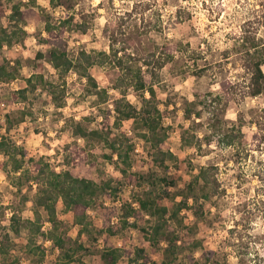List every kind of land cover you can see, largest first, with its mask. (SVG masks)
I'll return each mask as SVG.
<instances>
[{"label": "rangeland", "instance_id": "obj_1", "mask_svg": "<svg viewBox=\"0 0 264 264\" xmlns=\"http://www.w3.org/2000/svg\"><path fill=\"white\" fill-rule=\"evenodd\" d=\"M20 0H0V23L10 27L7 14L10 5ZM27 1V0H21ZM62 0V6L54 9L49 0H36L40 7L52 13V20L72 14L73 23L83 22L85 29L71 25L64 28L69 55L81 48L102 50L109 48L108 31H119V43L125 45L118 55L127 54L137 48L138 55L146 59L151 53L171 51L160 67L155 66L158 80L157 103L163 124L167 128L164 148H169L175 160H166L167 166L155 164L150 156L148 144L132 132L133 122L124 121L122 127L131 133L133 149L130 151V171L138 181L122 176L114 160L104 156L108 148L97 143L93 159L85 160L96 181L113 177L116 191L112 194L99 193L98 200L115 206L112 221H118L123 201L137 203L136 196L150 192H174L186 189L188 181L202 164L214 165L218 181L217 193L200 198L190 207L181 210L185 219L194 216L195 209L202 211L200 226L193 232L183 229V237L200 238V246L179 247L176 264H262L264 254V91L251 95L248 91L251 70L247 66L246 52L241 45L243 33L264 36L262 17L264 0ZM148 1V3H146ZM135 7V9H134ZM131 10L129 14L127 11ZM161 23V28L140 32L141 14ZM25 34L12 45H3V54L10 67L18 68L16 77L0 80V131L8 139L27 150L24 165L29 172L21 178L19 189L13 184L15 175L0 165V238L8 234L7 244L13 264H34L37 253L28 250L29 231L21 227L18 233L9 228V216L15 211L21 218L34 217L33 198L40 186L33 178L36 169L33 161L47 163L50 168L60 170L70 167L64 162L66 153L84 145L82 136L72 131V119H82L88 127L100 125L104 111L113 119V96L120 95L114 86L117 68L108 64L94 63L89 71L99 86L108 90V98L95 102L94 93H85L86 79L73 70L64 76V103L56 106L44 87L28 88L26 97L12 96L17 89L26 85L25 77L40 69L45 76L57 80V71L45 56L41 37L46 35L43 19L35 26L25 25ZM141 61L143 58H140ZM155 65V64H154ZM264 72V63L262 64ZM126 98L137 108L141 99L129 86ZM148 95V93H146ZM190 108L191 116H184ZM25 115L17 122L19 110ZM196 111H200L199 114ZM9 113L11 121H7ZM88 117V118H85ZM11 126L6 128V124ZM238 129V130H237ZM236 133L227 143L225 133ZM194 134L198 137L191 144L182 142L181 136ZM239 133V134H238ZM241 135V136H239ZM199 145V146H198ZM116 156L114 155L113 158ZM6 155L0 151V162ZM75 166V165H74ZM78 166V165H77ZM76 167V166H75ZM80 174L82 171L79 172ZM166 178L167 180H164ZM179 197V196H178ZM60 220L59 230L66 246L76 248V256L89 264H96V248L101 247L102 238L96 236L100 224L94 209L87 208L88 217L94 227L91 233L80 231L71 210L65 208L61 198L56 203ZM40 228L47 230L51 223L43 207H39ZM135 225H126L118 233L121 247L134 249L143 247V255L161 259L160 247L153 249L145 238L142 227L148 226L152 218L140 213L130 218ZM179 231L181 227L176 226ZM37 242L44 249L42 264H53L59 252L52 241L39 234ZM180 243V240H179ZM182 244V243H181ZM213 253L209 254L208 250ZM132 251V250H131ZM131 257L135 256L132 251ZM130 256H121L120 264H127ZM141 260V258H139ZM70 264H79L78 260ZM147 264H150L148 262Z\"/></svg>", "mask_w": 264, "mask_h": 264}, {"label": "trees", "instance_id": "obj_2", "mask_svg": "<svg viewBox=\"0 0 264 264\" xmlns=\"http://www.w3.org/2000/svg\"><path fill=\"white\" fill-rule=\"evenodd\" d=\"M138 2L136 0L134 5L136 6ZM49 3L54 9L63 5L62 0H49ZM127 12L129 14L132 13L131 10ZM3 13L4 10L0 8V14L2 15ZM52 16V13L44 7H40L36 0H20L10 5L7 17L11 26L8 27L0 23L1 81L16 77L18 71L16 66L10 67L8 65L9 61L2 51L3 45L10 46L13 42L19 41L26 32L25 25L35 26L42 19L46 35L41 37L40 42L44 44L46 50L37 51L36 54L46 57L57 71L58 77L57 80L51 79L38 69L25 77L26 85L14 91L12 96L16 97L18 93L20 97L25 98L28 88L44 87L48 90L52 102L56 106H62L65 92L64 76L69 70H73L81 77H85L86 81L83 85L85 93H94L96 95L95 102H103L108 98L109 94L105 87L98 85L95 77L89 71V67L94 63L108 64L117 68L118 72L115 76L114 86L120 90V95L113 96V109L116 112L113 119L109 117V111H104L101 123L97 127H88L86 123L82 122V119H72V131L82 136L85 141L84 145L75 149L73 153H66L64 162L70 163L73 161V165L56 170L50 168L47 163L41 164L40 161H33L36 171L32 178L40 184L33 198L35 205L34 217L21 218L15 211H12L9 216V228L14 233H18L21 227L28 229V250L37 253V260L34 264H42L43 259L44 249L42 244L38 243L36 239L39 234L48 237L59 249L53 264H70L74 260H78L79 264H89L76 256L75 247L64 244V239L59 230L60 220L55 207L57 199L61 198L65 208L73 213L74 220L80 226L81 232L91 233L94 228L92 227L94 226L92 220L88 217L87 208L91 206L94 209V216L99 219L100 223L96 227L95 238L101 237L103 244L101 247L96 248V264H120L118 259L124 255L130 256L132 251L135 252V256H130L127 264H147L148 262L150 264H176L175 258L179 247L192 248L202 244L200 238L190 237V239H186L182 235L184 228L188 232H193L200 226L199 220L203 218L202 211L195 209L194 216L190 219H185L181 210L190 207L189 198H192L193 202L197 203L200 198H207L211 194L217 193L219 183L215 170H211L214 165H200L198 171L188 181L186 189L172 193L162 191L159 194H151L150 192L139 194L136 196L137 203L135 205L131 202L123 201L120 204V217L118 221L114 222L111 218L116 213V207L98 200L99 193L112 194L116 191V186L113 185V177H106L96 181L91 175L90 167H85L83 164L86 159L90 161L93 159L92 148L97 143H100L103 147L109 149V152L105 153L104 156L108 160L115 161L121 175L137 182V176L130 171V151L133 149L132 132L139 135L148 144L150 156L155 164L166 167L167 159L170 161L175 160V154L169 148L163 147L167 136V128L162 121L154 84L159 77L155 66L160 67L165 58L172 56V52H164L165 55L161 52L156 56L155 53H151V58L146 59L138 55L137 48H135L127 54L118 55V51L123 50L125 45L120 44L118 41L119 31L110 29L108 31V50L91 49L87 51L81 48L77 53L69 55L66 39L63 36L64 28L74 24L73 26L84 30L85 24L83 22L73 23L72 14L58 18L57 22L52 20ZM141 16L143 25L140 32H148L151 29L162 27L161 23L155 21L152 23L151 18H146L145 20L144 13ZM262 26L264 31V13ZM241 38V45L247 54V66L251 70L248 91L251 95H257L264 91V72L262 69V64L264 63V36L243 33ZM141 57L143 58L142 61ZM129 86L141 99L139 108L126 98L125 90ZM190 112V108L186 107L184 116L190 118ZM196 112L199 114L200 111ZM9 115V113L6 114L5 119L7 121H11ZM24 115L25 111L23 109L19 110V117L15 120L17 122L21 121ZM125 120L133 122L132 128L134 129L130 134L122 127ZM11 124V122L6 124V128H9ZM225 135L228 137L227 143L232 142L233 138L237 136L233 132L225 133ZM181 138L182 142L186 144L198 143L196 141L198 137H195L192 133L183 135ZM0 151L6 155V160L0 162V165L4 166V168L10 165L9 171L18 172L15 175L16 179L13 184L19 189L21 178L27 175L30 170L24 165L27 150L24 145L12 142L6 134L0 131ZM114 155L116 156L115 158H113ZM80 171H82L81 174L79 173ZM164 180L167 179L164 178ZM39 207L44 208L51 223L47 230L40 228ZM142 212L152 218L148 226L141 228L151 247L153 249L159 248L161 241H165L164 246L161 247V259L159 260L143 255V247L131 249L121 247L118 244L119 230L126 225H135V222L131 221L130 218ZM176 226L181 227L182 230L179 231ZM6 240H8L7 233L5 237L0 238V264H13L15 259L10 257V247ZM208 253H213L212 249H209ZM262 256L261 262L264 264V254Z\"/></svg>", "mask_w": 264, "mask_h": 264}]
</instances>
